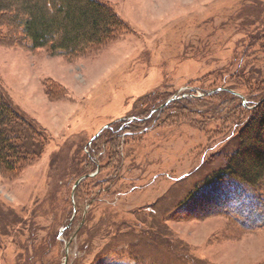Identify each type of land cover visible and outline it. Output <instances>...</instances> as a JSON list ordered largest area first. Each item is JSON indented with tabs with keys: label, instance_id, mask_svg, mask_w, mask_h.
Returning a JSON list of instances; mask_svg holds the SVG:
<instances>
[{
	"label": "rangeland",
	"instance_id": "1",
	"mask_svg": "<svg viewBox=\"0 0 264 264\" xmlns=\"http://www.w3.org/2000/svg\"><path fill=\"white\" fill-rule=\"evenodd\" d=\"M103 1L127 28L82 55L0 30L1 92L44 150L0 171V264H264V178L226 173L264 92V0Z\"/></svg>",
	"mask_w": 264,
	"mask_h": 264
},
{
	"label": "trees",
	"instance_id": "2",
	"mask_svg": "<svg viewBox=\"0 0 264 264\" xmlns=\"http://www.w3.org/2000/svg\"><path fill=\"white\" fill-rule=\"evenodd\" d=\"M3 16L9 24L1 25L0 30L8 28L7 35L12 34L15 41L24 42L32 50L45 48L54 55L68 57L102 46L127 28L113 6L103 0H0ZM219 93L236 98L234 90L221 89ZM255 101L238 134L239 147L226 166L227 174L247 184L264 178V92ZM40 137L39 130L6 100L0 89V171L17 175L36 161L44 151L38 142Z\"/></svg>",
	"mask_w": 264,
	"mask_h": 264
},
{
	"label": "water",
	"instance_id": "3",
	"mask_svg": "<svg viewBox=\"0 0 264 264\" xmlns=\"http://www.w3.org/2000/svg\"><path fill=\"white\" fill-rule=\"evenodd\" d=\"M175 98V97H174ZM172 99H170L169 101H171ZM80 181H78L77 183H76V185L79 183Z\"/></svg>",
	"mask_w": 264,
	"mask_h": 264
}]
</instances>
